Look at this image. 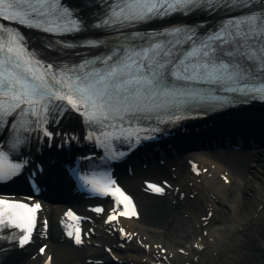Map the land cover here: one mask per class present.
<instances>
[{
	"label": "bare ground",
	"instance_id": "1",
	"mask_svg": "<svg viewBox=\"0 0 264 264\" xmlns=\"http://www.w3.org/2000/svg\"><path fill=\"white\" fill-rule=\"evenodd\" d=\"M256 112L254 115H249L245 109L236 113L227 112L226 116L201 123L204 126L211 123L217 128L229 126L235 132L254 126L258 131L256 141L259 146L256 149L244 151L227 144L220 149L206 147L198 156L197 153L187 154L189 150L181 145L178 150L184 153L174 149L173 157L161 152L163 166L144 159L148 165L146 169L142 164L137 165L135 176L123 178L126 187L137 198L141 212L138 219L108 225L106 206L103 214L90 212L89 228H94L96 233L91 244L86 242L78 248H66L65 245L49 243L45 255H41L39 248L48 242L45 232L46 239L42 241L37 237L34 244L10 251L0 264H45L49 256L53 264H260L264 260V179L258 163L263 158L258 160L257 157L264 156V146H261L264 142L261 135L264 133V114L257 124H251L250 121L259 118H256ZM82 127L73 119L60 124L55 129V143L61 135L69 139L83 137ZM241 144L242 141L237 145L241 147ZM194 171H199L198 175ZM152 179L164 184L163 197L154 198L145 194L144 183ZM239 179L242 183L238 189L244 192L241 197L243 202L245 195L250 192L255 194L252 212L243 216L238 215L239 211L231 201ZM176 188H179L178 192ZM62 208V204L55 207L58 211ZM175 215H187L189 218L190 225L182 223L179 229L186 239L183 251L177 249L176 242L159 246L143 239L146 236L143 226L171 228ZM58 219V216L54 218L56 223ZM137 220L143 223L142 227ZM135 233H138L137 236ZM121 234L126 235L121 238ZM194 234L198 235L197 238L188 245V238ZM95 243L99 245L94 246ZM36 244L41 245L36 247Z\"/></svg>",
	"mask_w": 264,
	"mask_h": 264
},
{
	"label": "snow or ice",
	"instance_id": "2",
	"mask_svg": "<svg viewBox=\"0 0 264 264\" xmlns=\"http://www.w3.org/2000/svg\"><path fill=\"white\" fill-rule=\"evenodd\" d=\"M193 3H195V0H132V4L138 6V10H132L131 7L121 8L118 15L124 20H147L153 15H166L171 11H180L182 8L188 7ZM4 4H7V8H0V18L21 23L28 27L41 28L45 23H50V18L53 16L63 18L68 15L66 9L63 14L58 11L59 0H0V5ZM8 9H11V11ZM71 23L75 27L76 22L71 21ZM44 30L49 31L51 28H44ZM0 31L6 33L10 37H13L15 32L13 29H8L4 24H0ZM171 31L178 33L183 30L181 28H175ZM230 35H237V33L233 32L230 33ZM217 38L221 40L224 39L219 36ZM245 38L246 35L239 37V40L243 41ZM10 44H16V40L12 39ZM17 47L22 48V40ZM204 47L206 48L207 46L205 45ZM2 48L3 45H0V49ZM163 48V45L155 43L151 46L150 51L152 55L155 56L159 54ZM7 51L11 53L15 51V49L9 46ZM19 55L20 52H16L17 63L15 67L17 68L21 67L18 58ZM199 55L206 56L208 53L207 51H202ZM108 59L111 60L112 57ZM129 59L132 58L129 57ZM145 59H147V57H145ZM36 63L39 64L41 62L37 61ZM133 63L139 66L138 60H133ZM24 66L26 71H33L31 78H26L15 72L9 74L7 77L0 78V90L7 89L11 92V99L15 102V107L40 104L43 101L50 102L51 98L55 97L58 99H67L69 103H72L74 106L79 102L84 106L85 113H87L89 109H94L96 113L103 116L104 119H107L108 115L114 111L127 110L126 108L122 109L121 106H131V104L137 100L138 93L141 91L147 94L159 85V80L154 78L155 73L153 74V78L146 77L144 73L138 75L135 72L126 71L130 68V65L122 63L111 65L105 73H87L83 76H76L74 83L71 84L67 83V81L61 77L57 83L64 84L68 89L67 94L61 95L59 91L53 89V85L47 82L45 75L41 74L37 76L35 74L30 60L24 61ZM162 66L163 65L157 61L156 67ZM52 67V65H48L47 69H51ZM149 67L150 66L147 64L144 65L145 70ZM183 71L187 72V69L185 68ZM203 71L206 72L207 68H204ZM217 75H219V70ZM126 76L128 77L127 79L125 78ZM177 78L179 79L180 77ZM186 78L190 79L191 76L189 75ZM53 79H55L54 76ZM68 79L71 80L72 78L69 77ZM33 81L37 82L33 83ZM73 95L76 97L75 100L72 98ZM43 107L44 110H47L46 104H43ZM20 110L21 112L24 111L23 108ZM77 110L79 111L80 109L77 108ZM33 114H35V112ZM3 115L4 113L0 112V123L3 122ZM21 167L22 165L19 164L12 165L8 169L0 167V180L11 179L13 175L18 174L16 170ZM149 187L157 191H163V188L155 184H150ZM116 191L120 192L125 201L131 199L124 195L121 189L117 188ZM0 205L5 206L4 209L0 211V217H3L5 214L9 217L8 223L0 219V224H4L5 227L14 224L15 227L25 230V235L20 237L21 246H23V244L29 242L31 238V232L35 222V213L41 208V205L39 203L29 205L20 201L9 202L3 198H0ZM94 211L102 212L104 210L102 208H96ZM68 215L75 214L70 211ZM109 219H114V217L110 216ZM44 223L46 225L47 221ZM68 235L71 236L72 233L69 232ZM74 242L80 244L82 241L80 237L77 236ZM44 250V247H41L39 252L44 253ZM51 260L52 257L49 256L46 264Z\"/></svg>",
	"mask_w": 264,
	"mask_h": 264
},
{
	"label": "rangeland",
	"instance_id": "3",
	"mask_svg": "<svg viewBox=\"0 0 264 264\" xmlns=\"http://www.w3.org/2000/svg\"><path fill=\"white\" fill-rule=\"evenodd\" d=\"M264 141V133L261 134ZM264 146V142L262 144ZM263 160H259L262 159ZM257 159L259 160V164L261 165L262 170V178L264 179V156H258ZM242 181L239 179L237 180V183L235 187L237 188L236 193L234 195V198L231 200L232 204L235 206L236 211H239L238 215H244L245 213H250L253 210V201L255 198V194L253 192H250L249 195H245V202L242 201L241 197L244 195V192L239 191V186L241 185ZM234 213V212H233ZM188 216L187 215H181V216H175L174 223L171 225V228L168 227H155L150 228L148 226H143L142 224L138 223V225L143 226V230L145 233V237L143 239H148V242L153 245V243H158L159 246H165L169 243L176 242L177 249L184 250L186 239L183 237V235L179 232L180 225L183 223H190L188 222ZM187 226V225H186ZM207 233V232H206ZM138 233H135V236H137ZM198 235L194 234L191 238H188V245H191ZM156 244V246L158 245ZM163 253V252H162ZM167 255H165L166 257ZM146 261H148V258H146ZM174 264H177L176 262Z\"/></svg>",
	"mask_w": 264,
	"mask_h": 264
},
{
	"label": "water",
	"instance_id": "4",
	"mask_svg": "<svg viewBox=\"0 0 264 264\" xmlns=\"http://www.w3.org/2000/svg\"><path fill=\"white\" fill-rule=\"evenodd\" d=\"M254 112H255V110H248V111H247V113H249V115H254ZM261 112H262L261 110L256 112V113H257V114H256V115H257V117H256V118H258V116H259L258 120H260V119H261V118H260V116H262V115H261V114H262ZM251 123H253V124H254V123H255V124H257V123H258V121H257V122H255V121H252ZM263 125H264V124H263ZM260 264H264V260H263V261H261V262H260Z\"/></svg>",
	"mask_w": 264,
	"mask_h": 264
}]
</instances>
